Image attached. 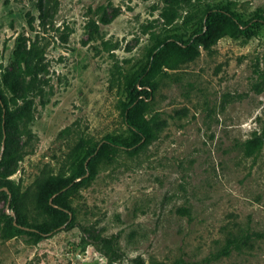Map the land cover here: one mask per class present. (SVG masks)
Returning a JSON list of instances; mask_svg holds the SVG:
<instances>
[{
	"label": "rangeland",
	"instance_id": "rangeland-1",
	"mask_svg": "<svg viewBox=\"0 0 264 264\" xmlns=\"http://www.w3.org/2000/svg\"><path fill=\"white\" fill-rule=\"evenodd\" d=\"M226 2L0 0V89L16 113L1 179L29 214L43 175L74 173L106 135L136 141L122 116L126 82L157 40L188 37L187 15ZM230 9L251 34L223 36L210 52L198 45L193 60L155 73L146 115L161 124L157 136L93 159L96 172L67 197L73 226L32 243L25 234L1 237L0 222V264H109L96 235H117L123 254L114 264H264V143L244 151L264 127V20L256 18L264 19V0H235ZM20 51L32 73L11 96L4 78ZM3 150L0 142V157ZM7 184L0 215L12 212ZM240 228L261 233L251 249L205 260Z\"/></svg>",
	"mask_w": 264,
	"mask_h": 264
},
{
	"label": "trees",
	"instance_id": "trees-1",
	"mask_svg": "<svg viewBox=\"0 0 264 264\" xmlns=\"http://www.w3.org/2000/svg\"><path fill=\"white\" fill-rule=\"evenodd\" d=\"M42 2V0H39ZM235 0H227L222 5H204L200 13H193L186 16V26L191 30L187 38L170 36L157 40L152 52L142 70L126 82L125 90L129 101L124 103L122 109L123 121L129 129L137 136L134 143L129 144L119 141L112 135L104 136L96 144L89 147L86 154L76 161L75 172L70 174L48 173L43 175L35 182L33 191V210L29 214L25 205L19 203L15 197L12 186L2 181L1 176L8 175L0 171V188L3 184L8 185L6 193L11 194L9 199V211H4L0 215L1 237L10 238L12 236L25 234L27 240L32 243L38 242L41 238L49 236L58 231L62 224L66 227L73 226L74 215L73 207L70 205L67 197L72 194L85 180L92 177L96 172L93 159H96L105 147H136L138 142H146L154 139L161 124L154 117H147L149 110L148 99L152 96L156 86L154 75L157 72H164L163 68L173 69L180 64L193 60L200 54L198 45L208 52L212 51V45L223 36H236L243 34L249 36L248 22L241 20L240 16L230 9V5ZM260 20L262 17L257 16ZM108 22V19H102ZM19 58L15 68L11 69V76L4 78L5 87L16 94L19 88V79L25 78L32 73V65L28 62L27 54L24 51L19 52ZM24 60V65L21 64ZM13 98V97H12ZM4 91L0 89V142L4 144V150L0 157V170L8 162L9 150V128L15 122V111L8 106ZM153 116H156L154 114ZM264 143V127L259 134H254L244 143V151L247 155L257 153ZM6 150V151H5ZM89 158V160L87 159ZM87 172V174H86ZM79 176L81 179L75 180ZM261 236V233L250 228H240L236 231L229 230L223 239V242L212 251L206 258V261L215 260L222 256L229 255L232 251H244L253 247V241ZM95 243H100L105 248L109 257V264H114L112 257L123 254L117 245V235L94 237ZM137 264H146L140 257L134 259ZM149 264H166L162 261H151ZM170 264H192L182 258Z\"/></svg>",
	"mask_w": 264,
	"mask_h": 264
},
{
	"label": "water",
	"instance_id": "water-1",
	"mask_svg": "<svg viewBox=\"0 0 264 264\" xmlns=\"http://www.w3.org/2000/svg\"><path fill=\"white\" fill-rule=\"evenodd\" d=\"M13 214V212H11Z\"/></svg>",
	"mask_w": 264,
	"mask_h": 264
}]
</instances>
